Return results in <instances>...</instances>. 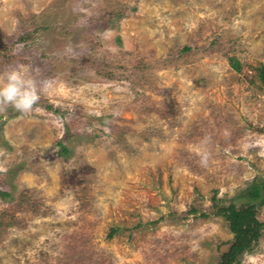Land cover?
I'll use <instances>...</instances> for the list:
<instances>
[{
    "label": "rangeland",
    "instance_id": "rangeland-1",
    "mask_svg": "<svg viewBox=\"0 0 264 264\" xmlns=\"http://www.w3.org/2000/svg\"><path fill=\"white\" fill-rule=\"evenodd\" d=\"M261 70L264 0H0V264H220Z\"/></svg>",
    "mask_w": 264,
    "mask_h": 264
},
{
    "label": "trees",
    "instance_id": "trees-1",
    "mask_svg": "<svg viewBox=\"0 0 264 264\" xmlns=\"http://www.w3.org/2000/svg\"><path fill=\"white\" fill-rule=\"evenodd\" d=\"M234 67L237 71H241V66ZM260 79L264 85V71H260ZM257 191L261 190L264 193V178L258 184ZM257 191L254 193L250 191V198L257 199ZM217 214L225 218L229 224V229L234 234L233 242L229 249L222 255L220 264H237L239 257L245 252L251 251L256 243H258L262 236L264 223L260 222L257 217V208L253 203L247 206H236L230 204L225 207H219ZM202 216L207 217V214Z\"/></svg>",
    "mask_w": 264,
    "mask_h": 264
}]
</instances>
